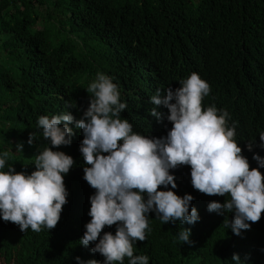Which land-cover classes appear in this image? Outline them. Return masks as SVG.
Wrapping results in <instances>:
<instances>
[{"label":"trees","instance_id":"trees-1","mask_svg":"<svg viewBox=\"0 0 264 264\" xmlns=\"http://www.w3.org/2000/svg\"><path fill=\"white\" fill-rule=\"evenodd\" d=\"M193 72L210 87L203 107L228 112L250 170L264 175L252 158H264L259 140L264 132V0H0V153H11L0 171L10 165L18 173L35 170L37 150L49 145L39 117L66 111L74 117L70 146L53 149L74 160L64 176L68 196L58 224L50 231L21 232L0 219V262L77 264L79 257L81 264H103L104 258L91 251L94 244L79 242L95 193L83 179V134L75 127L88 107L86 89L97 73L110 77L127 105L121 118L134 133L160 138L172 125L163 106L157 107L164 114L160 122L149 115L150 98L158 89L163 95L168 87L178 88ZM31 132L36 137L29 146ZM190 171L186 165L171 169L177 188L170 189L194 198L189 211L196 208L198 222L162 224L148 213L146 239L135 242L134 255H146L148 264H237L236 254L238 264H264V213L250 230L234 235L223 225L225 215L231 221L233 214L207 211L209 203L223 204L228 197L198 192V201L189 188ZM182 229H190V244L178 241ZM115 230L116 225L105 227L100 235Z\"/></svg>","mask_w":264,"mask_h":264},{"label":"clouds","instance_id":"clouds-1","mask_svg":"<svg viewBox=\"0 0 264 264\" xmlns=\"http://www.w3.org/2000/svg\"><path fill=\"white\" fill-rule=\"evenodd\" d=\"M89 96L87 109L75 127L82 130L79 151L84 164L83 179L95 190L89 197L91 218L79 241L84 247L94 244L93 253H99L103 264H148L146 255H134L135 242H143L148 230V213H154L162 224L187 223L199 220L196 208L189 211L191 195L175 194L171 169L189 166V188L199 201L198 192L207 196L228 197L224 203L211 202L208 212L233 214L229 221L225 215L223 225L234 235L250 230L264 213V175L250 170L246 157L234 137L235 123L226 110L215 106L203 107V99L210 92L207 82L195 72L179 81V87L157 90L150 98L153 107L149 115L160 122L164 114L157 107L167 109V121L172 125L167 135L160 138L134 133L132 125L121 113L127 105L121 102L118 85L104 74L97 73L86 89ZM74 117L67 111L58 115L41 116L38 128L49 142L43 151L34 156V171L16 172L13 166L0 171V219L11 222L21 232L29 228L40 232L54 229L60 220L68 192L64 176L74 165L71 156L54 151L70 146L73 130L69 127ZM36 133L29 134V146ZM260 147L264 148V132L259 134ZM252 143L247 149L252 150ZM23 144L16 145L21 152ZM106 154V155H105ZM11 153H0V169H4ZM259 168L264 169V158L254 154ZM171 186V189H170ZM116 225L115 234L101 232ZM190 229L178 231L179 242L191 243ZM98 241V242H97ZM81 264L80 258H75ZM232 260L239 262L233 254ZM87 264H97L95 260Z\"/></svg>","mask_w":264,"mask_h":264},{"label":"rangeland","instance_id":"rangeland-1","mask_svg":"<svg viewBox=\"0 0 264 264\" xmlns=\"http://www.w3.org/2000/svg\"><path fill=\"white\" fill-rule=\"evenodd\" d=\"M0 264H4V262H0Z\"/></svg>","mask_w":264,"mask_h":264}]
</instances>
